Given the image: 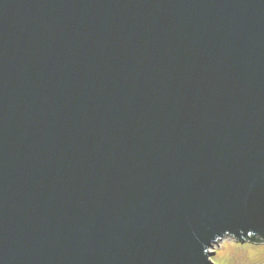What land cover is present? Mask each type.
I'll list each match as a JSON object with an SVG mask.
<instances>
[{"label":"water","instance_id":"water-1","mask_svg":"<svg viewBox=\"0 0 264 264\" xmlns=\"http://www.w3.org/2000/svg\"><path fill=\"white\" fill-rule=\"evenodd\" d=\"M264 232V0H0V264H201Z\"/></svg>","mask_w":264,"mask_h":264},{"label":"clouds","instance_id":"clouds-1","mask_svg":"<svg viewBox=\"0 0 264 264\" xmlns=\"http://www.w3.org/2000/svg\"><path fill=\"white\" fill-rule=\"evenodd\" d=\"M201 264H264V232L250 230L245 237L243 230L225 228L201 240Z\"/></svg>","mask_w":264,"mask_h":264}]
</instances>
